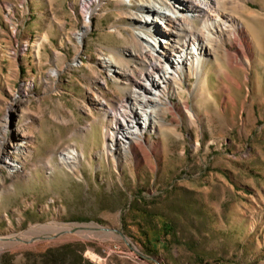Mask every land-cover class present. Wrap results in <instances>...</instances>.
<instances>
[{
  "label": "rangeland",
  "instance_id": "obj_1",
  "mask_svg": "<svg viewBox=\"0 0 264 264\" xmlns=\"http://www.w3.org/2000/svg\"><path fill=\"white\" fill-rule=\"evenodd\" d=\"M53 1V18L28 19L30 0H0V264H41L64 244L91 264H264V0H225L238 35L222 34L223 60L209 56L199 81L190 70L171 96L181 110L110 152L106 112L128 87L103 60L139 65L141 0ZM242 37L247 62L230 63ZM162 220L154 255L140 230Z\"/></svg>",
  "mask_w": 264,
  "mask_h": 264
},
{
  "label": "bare ground",
  "instance_id": "obj_2",
  "mask_svg": "<svg viewBox=\"0 0 264 264\" xmlns=\"http://www.w3.org/2000/svg\"><path fill=\"white\" fill-rule=\"evenodd\" d=\"M89 1L82 0L86 9ZM221 8H225V0L140 1L134 14L135 39L140 52L130 54L139 65L124 70L115 64L112 56L103 60L107 72L128 87L126 99L106 112L111 120V126L105 131L106 138L112 136L108 144L105 143L108 152L114 148L126 151L143 141L145 133L159 128L162 113L181 110L171 103V96L177 88L181 89V81L189 79L187 73L191 70L192 76L199 81L205 71L203 63L209 56L217 55L223 60V55L218 53L222 34L230 33L236 38L238 33L233 27L236 18L222 14ZM90 16L88 11L85 24ZM82 36L78 34L77 40ZM239 47L234 54L229 50L224 54L230 63L243 65L249 50L246 37H242ZM182 111L193 115L187 105H183ZM64 159L70 157L64 156ZM70 227H57L56 231H66ZM79 227L75 231L94 226Z\"/></svg>",
  "mask_w": 264,
  "mask_h": 264
},
{
  "label": "trees",
  "instance_id": "obj_3",
  "mask_svg": "<svg viewBox=\"0 0 264 264\" xmlns=\"http://www.w3.org/2000/svg\"><path fill=\"white\" fill-rule=\"evenodd\" d=\"M172 224L169 221L162 220L157 227H148L140 230L143 236V245L151 254H156L158 244L166 242L165 237L170 234ZM70 254V258L66 259V255ZM41 264H91L81 255L78 247H70L67 244L60 245L55 248L46 249L40 255Z\"/></svg>",
  "mask_w": 264,
  "mask_h": 264
},
{
  "label": "crops",
  "instance_id": "obj_4",
  "mask_svg": "<svg viewBox=\"0 0 264 264\" xmlns=\"http://www.w3.org/2000/svg\"><path fill=\"white\" fill-rule=\"evenodd\" d=\"M32 0H30V4L29 2H26V12L29 14V16L27 17L28 19H34V18H42L43 14L44 16H50L51 18H53V6H54V1L53 0H45L43 2V7L40 9V5L39 4H32L31 3ZM30 10V11H29Z\"/></svg>",
  "mask_w": 264,
  "mask_h": 264
},
{
  "label": "water",
  "instance_id": "obj_5",
  "mask_svg": "<svg viewBox=\"0 0 264 264\" xmlns=\"http://www.w3.org/2000/svg\"><path fill=\"white\" fill-rule=\"evenodd\" d=\"M76 226H74V228L70 229L69 231L67 232H71V231H75V229H78L80 228L79 225L77 224H74ZM90 229H101V230H108V228H105V227H101V226H94V227H90Z\"/></svg>",
  "mask_w": 264,
  "mask_h": 264
}]
</instances>
